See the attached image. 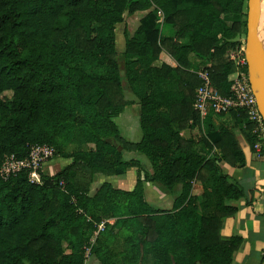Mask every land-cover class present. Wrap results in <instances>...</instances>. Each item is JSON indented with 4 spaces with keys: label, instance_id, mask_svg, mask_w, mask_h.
<instances>
[{
    "label": "trees",
    "instance_id": "16d2710c",
    "mask_svg": "<svg viewBox=\"0 0 264 264\" xmlns=\"http://www.w3.org/2000/svg\"><path fill=\"white\" fill-rule=\"evenodd\" d=\"M245 1L0 0V165L6 154L24 158L41 143L70 159L51 174L39 170L40 181L26 167L0 175V264H79L86 246L100 264H231L241 237L223 238L220 228L236 211L228 200L243 190L220 161L244 156L232 125L214 124L212 112L204 131L193 101L200 68L230 92L235 65L227 52L245 33ZM137 12L133 30L124 28L120 65L115 24ZM162 50L174 65L156 63ZM125 90L139 104L136 141L114 120L129 103ZM222 114L253 144L245 114ZM120 146L147 157L145 177L178 185L170 208L146 200L140 162L125 159ZM131 166V189L104 180L89 192L97 173Z\"/></svg>",
    "mask_w": 264,
    "mask_h": 264
},
{
    "label": "crops",
    "instance_id": "0c3cea01",
    "mask_svg": "<svg viewBox=\"0 0 264 264\" xmlns=\"http://www.w3.org/2000/svg\"><path fill=\"white\" fill-rule=\"evenodd\" d=\"M263 2L264 0H260L258 9L259 11ZM259 11L258 19L260 15ZM259 35L261 36V38L264 39V26L262 30H260ZM190 56L193 57L192 54ZM159 59L160 61H165L172 65L176 63L174 58L165 50H162L160 52L158 60ZM208 64L209 62L207 63V65ZM217 114L218 113L211 114V121L216 125L221 122L227 123L228 125H232V130L238 140V143L241 146L244 156V160L242 162H237L233 165L223 160L220 161L222 170L229 175L230 180L237 182L243 190V195L241 197L237 199L228 200L230 204L236 206V211L233 214L227 215L222 219L220 234L223 238H228L231 235H238L241 237V241L238 247L233 252L231 264H262L264 260V153L257 154L253 145L247 139L245 131L241 128L239 124L237 125L232 123L233 121L229 114ZM207 116L208 114L201 119L204 131ZM182 133L185 136H188L189 130L183 129ZM121 150L124 154L125 148L124 150L123 148H121ZM54 158L56 162L59 160L63 161L64 165L70 161L69 158V161H67L66 159H61L63 157L53 156L52 158L47 160L43 165H51V161L54 160ZM131 167H135L137 169L136 166ZM144 167L145 170L143 169L142 173H140V176L142 178L143 190L145 191L147 189V195L149 199L147 200L144 192L146 200L151 205L153 202H156L157 206L154 205V207L156 208H170L172 205V200L175 196L174 195L173 198H171V194L174 193L173 190H175L176 187L174 186L172 188H167L159 181L151 180L148 177H145V174H147L148 176L151 175L152 168L148 166ZM57 170L54 169L50 172V174ZM106 177L107 176L104 173H97L94 176L93 181L90 183L89 192L93 193L102 181L108 180L106 179ZM135 181L136 179H127L120 180L117 184H113L111 181L110 182L115 187L131 189L134 186ZM148 185L149 188L146 187ZM154 185H156L160 189L155 187ZM193 192H201V185L200 182L197 180L193 182ZM109 221L112 222L113 219L110 218ZM95 260L97 259L94 256V261Z\"/></svg>",
    "mask_w": 264,
    "mask_h": 264
},
{
    "label": "built area",
    "instance_id": "2783aa9c",
    "mask_svg": "<svg viewBox=\"0 0 264 264\" xmlns=\"http://www.w3.org/2000/svg\"><path fill=\"white\" fill-rule=\"evenodd\" d=\"M157 11L162 17L161 10ZM227 54L235 65L234 70L227 76L230 92L221 93L211 82L207 69L200 68L196 70L201 82L195 89L193 107L199 112L201 119L210 112L227 113L235 110L237 113L245 114L247 122L244 126H248L250 132L255 135L252 145L257 154H262L264 153V123L249 79L245 35L238 37V42L233 48L228 49ZM53 155L54 147L47 143L32 145L24 158H18L14 153L6 154L0 165V175L7 178L26 167L30 180L40 181L39 169ZM61 183L63 184V181ZM101 227L102 223L99 224V228ZM90 247H85L84 258L79 264H95Z\"/></svg>",
    "mask_w": 264,
    "mask_h": 264
},
{
    "label": "rangeland",
    "instance_id": "374dc122",
    "mask_svg": "<svg viewBox=\"0 0 264 264\" xmlns=\"http://www.w3.org/2000/svg\"><path fill=\"white\" fill-rule=\"evenodd\" d=\"M157 14L159 17L158 21L162 25L161 14L158 13V11H157ZM139 15H140V13L137 12L134 15L125 19V21L117 22L116 23L117 25H115L117 58H118L120 65L123 64L122 50L124 49V42H125L124 28L126 26V28H128L129 31H132L133 28L137 24V20H138ZM162 30L164 33L168 34V33L172 32V27L169 24H163ZM160 62L161 61L159 59V60H157L156 63H160ZM5 93L8 97H11V91L8 90ZM124 96L127 100H129V103L124 106L122 111L119 112L114 117V119L118 125L120 133L124 137H126L127 139L132 140V141H136L141 136V128H140V124H139V104L137 101V97L132 92H130L129 90L124 91ZM121 148L122 147L120 146V149ZM123 150H124V148H123ZM124 152L125 153L123 154V156L125 159L134 158V159H137L140 161V166H141L140 167V173H142L143 169L145 168L144 166L151 167L147 157L144 154L140 153L139 151L125 149ZM61 159H66L67 161H69L68 158H61ZM63 165H64L63 161L59 160L56 162V160L54 158V160L51 161V165H48V164L42 165L39 170H43L45 173L50 174L51 171H53L54 169L57 170L60 167H62ZM105 175L107 176L106 179L110 180L113 184H115V183L117 184L120 180H127V179H134L135 180L136 179V168L135 167H129L122 174H105ZM154 186L157 187L156 185H154ZM146 187L149 188V185ZM175 187H176L175 190H173L174 193L171 194V198H173V196L178 191V188H179L178 185H176ZM157 188H159V187H157ZM198 190H200V189H198ZM195 191H196V189H195ZM144 192H145V196L148 200L149 198L147 195L148 194L147 189ZM152 205L157 206L156 202H153Z\"/></svg>",
    "mask_w": 264,
    "mask_h": 264
},
{
    "label": "water",
    "instance_id": "95a60500",
    "mask_svg": "<svg viewBox=\"0 0 264 264\" xmlns=\"http://www.w3.org/2000/svg\"><path fill=\"white\" fill-rule=\"evenodd\" d=\"M260 0L245 1V53L248 61L249 79L256 95L257 105L264 123V39L258 32V9ZM257 72L254 74L253 63ZM110 140V139H108ZM95 264H99L95 260ZM264 264V260L262 262Z\"/></svg>",
    "mask_w": 264,
    "mask_h": 264
},
{
    "label": "bare ground",
    "instance_id": "6f19581e",
    "mask_svg": "<svg viewBox=\"0 0 264 264\" xmlns=\"http://www.w3.org/2000/svg\"><path fill=\"white\" fill-rule=\"evenodd\" d=\"M259 12H260V15H259L258 25L257 26H258V32L260 33V30H262V28L264 26V2H263V4H261ZM253 69H254V74L256 75L257 66H256L255 62L253 63Z\"/></svg>",
    "mask_w": 264,
    "mask_h": 264
}]
</instances>
